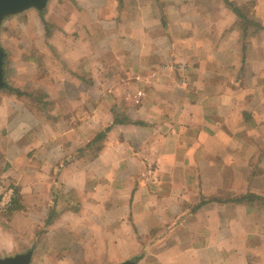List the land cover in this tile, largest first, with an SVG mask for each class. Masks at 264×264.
Here are the masks:
<instances>
[{
	"label": "crops",
	"instance_id": "0c3cea01",
	"mask_svg": "<svg viewBox=\"0 0 264 264\" xmlns=\"http://www.w3.org/2000/svg\"><path fill=\"white\" fill-rule=\"evenodd\" d=\"M232 1H252L262 27L245 30L223 0H50L43 15L24 12L57 55L41 86L61 112L1 96L0 183L19 188L32 227L0 217V258L31 241V264H264V206L202 199L225 176L214 157L225 164L230 149L213 154L215 140L245 145L231 189L264 196V0ZM192 72L198 90L178 106ZM213 78L232 86L212 92Z\"/></svg>",
	"mask_w": 264,
	"mask_h": 264
},
{
	"label": "rangeland",
	"instance_id": "374dc122",
	"mask_svg": "<svg viewBox=\"0 0 264 264\" xmlns=\"http://www.w3.org/2000/svg\"><path fill=\"white\" fill-rule=\"evenodd\" d=\"M249 5L251 7V10H249L250 11L249 15L254 17V3L252 1H249L247 6ZM40 14L43 15V11L40 12ZM253 21L258 23L256 20H254V18H253ZM251 27L253 29L255 28L254 25H251ZM41 29H43V26L36 27L34 23L31 21V19L29 18L28 13H22L19 15L10 16L3 23L1 27L0 36H1V44L6 52L4 67H5V77L7 81V88H5L4 90L0 92V101H1L2 95L9 94V93H15V95L23 101L22 103H24L28 107L35 108L36 110L46 114L47 116L49 114V116L52 115L50 117H56L58 116V113L61 112L59 109V105L57 104L56 99L52 98L51 96L46 95V93L43 91V87L41 86V81L43 78L42 76L43 72L47 73V71L50 69L52 71L56 69L57 66L55 64H51L50 62L52 59L57 57V55L55 53L53 54L49 53L47 46H45L46 39L48 41V34H46L43 37V35L40 33L41 31H39ZM33 30L35 32H32ZM178 68L182 69L180 66H178ZM225 68L227 70L230 67L225 66ZM241 74L242 73L238 72L236 77L241 78ZM187 77L189 78V80L185 85L186 86L185 89L183 91L179 89V92L177 93V96L175 97V103H178V106L181 104L182 105L184 104L187 93H192V92L196 93L198 90L197 89L198 87L196 85L197 82L195 83L196 81L195 78L198 79L199 75L196 77L194 76V73L192 72L188 74ZM244 81L245 80H243V82ZM243 82L241 83L243 84ZM217 84H218V88L222 87L224 90L232 86V84L228 81L226 83L218 82L217 78L215 79L213 78L212 80L209 81V84H208L210 91L212 90L216 91ZM159 99L161 100L162 97H159ZM189 99L191 100L195 99V95H191ZM128 107L129 106H127V108ZM130 107L132 109L134 108L133 105H130ZM49 112H52V113H49ZM114 112L116 113L118 119L121 118V116H123L121 112H118L116 110V108ZM209 114L211 116H216L217 111H214L211 109V111H209ZM132 120L133 122L141 121L139 119H132ZM104 143L105 141L103 142L99 141V143H95L91 147L89 146L90 148L88 149L86 148L87 150L86 152H88V154L98 152L100 151V148L103 147ZM225 143L226 141H222V142H219L218 144V140H215L212 143V145H210V150L213 154L218 153L217 149L218 150L221 149V145H225L227 148L230 149L229 154L225 156L226 157L224 159L225 164H223L224 155H222V153L214 157L215 163H218V164L221 163L223 165V171L225 174V176L223 175L222 177L223 184L220 187L221 189L218 193L210 195L209 198L202 197V199L212 200L213 198H217L219 200L226 201L225 205H229L231 208H234L235 206L239 204L230 202L229 200H232L238 196L248 193V191H245V190L243 191L232 190L230 187L232 183V180H231L232 179V176H231L232 169H233V166H235V163L233 161L235 159L237 160V158L243 155L242 153L244 152L245 145L239 144L237 146L233 143L229 145ZM232 150H236V151L232 152ZM208 178L210 182L212 183L214 179L213 174L210 173ZM210 185H213V183ZM64 194L71 195L73 193L69 191ZM19 196L20 198L17 203L16 210H12V211L10 210L11 212H9V214H6V215H5L6 213L5 212L1 217L3 220L4 219L6 220L9 215L11 216V218H13V221L15 217V221L13 222V224L16 222H19V229H22L21 231L23 232L27 230L28 228L32 227L30 225L31 220H30V213H29L31 211L30 210L31 205L26 202L25 200L26 198L24 197L23 194L19 193ZM210 203L212 204L216 202L210 201ZM29 205L30 207H28ZM262 206H264V203H262L259 200H256L253 204L254 208L255 207L260 208ZM53 218L56 219L54 216ZM193 224L196 225L197 223L193 222ZM39 225L41 226V229L39 230H42L44 234L51 232V231H48L47 229L49 225H45V226H43L42 224H39ZM52 228L55 229L54 227ZM180 228H182L185 231L187 230L185 226H180ZM32 243L33 242L31 241L30 242L23 241V244L19 250L22 252L28 250L30 246H32ZM15 253L17 252L12 251V253L10 254H15Z\"/></svg>",
	"mask_w": 264,
	"mask_h": 264
},
{
	"label": "water",
	"instance_id": "95a60500",
	"mask_svg": "<svg viewBox=\"0 0 264 264\" xmlns=\"http://www.w3.org/2000/svg\"><path fill=\"white\" fill-rule=\"evenodd\" d=\"M50 0H0V33L1 27L5 20L10 16L19 15L30 9L44 11ZM5 57L6 52L1 44L0 36V92L7 88V81L5 77ZM34 251L29 249L27 251L8 255L0 258V264H31L33 260ZM116 264H137L133 259H127Z\"/></svg>",
	"mask_w": 264,
	"mask_h": 264
},
{
	"label": "trees",
	"instance_id": "16d2710c",
	"mask_svg": "<svg viewBox=\"0 0 264 264\" xmlns=\"http://www.w3.org/2000/svg\"><path fill=\"white\" fill-rule=\"evenodd\" d=\"M226 4V6L231 9L232 11H234L239 17H240V25L245 29L247 30L248 29V25H254L257 29L258 28H261L262 26H260L258 23H256L255 21L251 20L249 18V14H250V11L251 10V7L250 5L247 6L248 3H245V4H242V5H239L237 4V2L235 1H232V0H223ZM114 116H115V120H114V123H118L120 120L118 119L116 113H114ZM132 123H135V125H147L144 121H135V122H132ZM112 129V125L107 127V133ZM102 149V147H101ZM19 193L20 190L19 188H16V196H15V199H14V203H13V206H12V210H16L17 208V203L19 201ZM56 200H57V196H56ZM256 200H259L261 201L262 203H264V197L263 196H259L255 193H247V194H244V195H241V196H238L232 200H229L230 202H234V203H237V204H242V203H247L249 205H251V203H254ZM210 201H213V202H223V203H226V201H222V200H219L217 198H213L212 200H208V202ZM51 216V219H52V215ZM50 221V220H49ZM51 223H47V225H50ZM136 259H138V257H136Z\"/></svg>",
	"mask_w": 264,
	"mask_h": 264
},
{
	"label": "built area",
	"instance_id": "2783aa9c",
	"mask_svg": "<svg viewBox=\"0 0 264 264\" xmlns=\"http://www.w3.org/2000/svg\"><path fill=\"white\" fill-rule=\"evenodd\" d=\"M16 196L15 186L8 183H0V217L13 206Z\"/></svg>",
	"mask_w": 264,
	"mask_h": 264
}]
</instances>
